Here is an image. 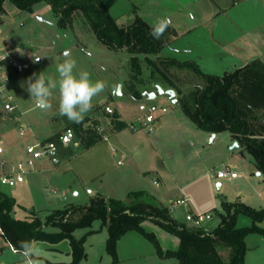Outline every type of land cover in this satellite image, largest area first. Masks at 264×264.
Segmentation results:
<instances>
[{
    "label": "rangeland",
    "instance_id": "rangeland-1",
    "mask_svg": "<svg viewBox=\"0 0 264 264\" xmlns=\"http://www.w3.org/2000/svg\"><path fill=\"white\" fill-rule=\"evenodd\" d=\"M100 2L117 23L121 21L115 15L117 12L127 14L125 16L130 18H135L132 14L138 12L149 24L169 17L172 20H181L185 26L201 21L195 14L196 9L209 10L215 6L212 0ZM54 25L55 20L45 2L36 4L31 13L20 12L9 3L4 5V12L0 14V48H16L14 58L26 68L21 77L13 76L9 86L10 93L15 96V110L12 113L5 112L0 101V134L11 129L5 137L11 142L24 145L25 148L29 144L28 140H34L35 137L41 140L62 128L72 129V122L67 117L58 115V90L53 92L50 101L52 107L46 111L37 108L35 101L30 99V94L23 90L27 87L25 82L29 77L35 79L34 74L42 73L46 80L58 79L56 67L66 58V53L67 58L76 60L77 72L88 71L92 80L105 82L104 91L93 98V107L101 109L102 101L111 103L108 107L112 113L114 111L121 115L126 127L119 132H112L110 119H104L106 113L102 111L99 113V126L103 127L102 137L94 147L86 149L75 140L62 153L58 165L50 166L48 162L41 160L37 164L44 167L43 170L26 171L21 184L13 187L1 186L0 190L9 197L12 196L18 204L12 217L24 220L33 212L43 221L51 212L68 205L89 204V192L94 190L103 192L107 199L121 200L126 190L145 191L157 204L169 208L171 215L183 219L187 225L192 224L187 218L188 212L200 215L203 220L195 227L204 230H212L218 225V214L223 213V199L228 203L239 201L245 205L251 204L255 209L264 208V174L257 176L258 171L252 157L236 146L228 132L216 134L211 140L209 133L199 130L183 114L180 106L172 104L165 95L144 101L142 110L140 104L126 97L127 83L133 76V72L130 74L131 63L127 52L107 50L94 38L82 18L74 19L71 27L66 30ZM204 26L212 34V23ZM199 29L201 28L197 27L193 30V35ZM73 32L83 37V40L79 42ZM180 43L182 42L169 40L168 47L174 48ZM161 50L166 53V46ZM37 57H41L39 61H35ZM185 60L181 57L178 61ZM211 61L201 64L204 72L222 75L221 65ZM139 66L141 75L138 78L147 79L149 73L145 64L139 62ZM172 71L173 78L184 91L202 84L187 72L176 69ZM126 73L130 74L127 82L116 84ZM18 83L24 86L19 88L16 86ZM139 84L135 82L136 88ZM150 107H155L156 111L151 114L153 121L146 125L144 117ZM90 111L85 117L91 119L95 111ZM21 126L24 127L23 135L19 134ZM58 137L52 141L57 142ZM225 167H229L239 176L235 179H217L216 173ZM217 184H220V189H217ZM184 198H188V203L173 205L177 199ZM250 224L248 217L237 216V227H247ZM259 226L264 228V223ZM106 234L105 228L102 239ZM75 235L78 237L79 233ZM128 235L124 240L125 249L127 245L135 244L145 255L144 259L141 258L142 264H179L172 258L160 261L149 241L136 232H129ZM261 239L259 235L248 236L245 264H264V244H260ZM91 241L96 243L92 247L91 243H86L88 260L83 264H109L110 257L105 253L101 236H95ZM41 242H36L39 248ZM162 247L165 248L163 243ZM123 250L121 248V253ZM147 252L154 256L151 257Z\"/></svg>",
    "mask_w": 264,
    "mask_h": 264
},
{
    "label": "trees",
    "instance_id": "trees-1",
    "mask_svg": "<svg viewBox=\"0 0 264 264\" xmlns=\"http://www.w3.org/2000/svg\"><path fill=\"white\" fill-rule=\"evenodd\" d=\"M41 2L49 6L60 29L71 27L74 19L82 18L101 45L130 55L133 76L128 90L134 99L141 97L135 82L167 86L175 92L177 105L183 114L199 130L210 134L228 132L252 157L257 171L264 174V63L254 60L217 76L202 73L194 62L161 58L159 52L164 46L163 40L150 35L152 30L142 19L135 17L129 25L121 26L100 0H0V14L4 12L6 3L20 12L31 13L33 7ZM139 62L148 69L145 80L138 78L141 75ZM172 69L187 72L202 84L184 91L173 78ZM106 117L114 130L126 127L116 112L106 114ZM88 121L84 118L82 122L71 125L85 148L101 140L95 120L83 128ZM221 205L223 213L218 214V225L206 231L176 222L169 209L157 204L145 191L130 192L123 200L97 195L88 205H68L51 212L43 221L33 212L30 220L15 219L11 215L14 200L0 194V232L16 251L23 240L48 244L67 240L71 249L68 264H79L86 256V237L93 231L79 238H75L73 233L100 221L101 227L107 231L105 252L111 258L110 264H120L116 245L129 232H136L149 241L161 259H176L179 264H244L245 238L251 234L264 236V228L259 226L264 223V209H254L239 201L222 202ZM238 215L248 217L250 226L237 227ZM146 221L177 238V249L163 251L154 234L142 227ZM46 227H54L58 231L46 232Z\"/></svg>",
    "mask_w": 264,
    "mask_h": 264
},
{
    "label": "crops",
    "instance_id": "crops-1",
    "mask_svg": "<svg viewBox=\"0 0 264 264\" xmlns=\"http://www.w3.org/2000/svg\"><path fill=\"white\" fill-rule=\"evenodd\" d=\"M212 1H214V5H215L212 9H209V10L196 9L195 14L201 19V21L197 24L185 26L183 23H181L182 22L181 20H176V19L172 20L166 16L167 19L169 20V24L166 30H164L163 34L160 36V38L163 40V44L166 46L167 50L165 51L166 53H163L161 50L159 52V57L165 58V59H174V60L176 59L181 60V57H184L188 61H194L195 64L200 69V71L208 75H215V74H209L207 72H204V70L201 67V64L204 65L210 60H212L211 62L214 64L218 63L219 65H221L220 68H221V71H223V73L228 72V71L231 72L235 70L236 68H241L254 60H260L262 63H264V0H212ZM136 13L137 14H134V13L132 14L133 17L135 16V17H139L140 19H142L151 28V30H153L152 27H154L159 21L163 20L160 18V19H157L155 23H153L154 25L149 24L143 18H141V16H139L138 12ZM115 15L116 16L118 15V19H121L120 23H118L121 26H127L134 20V18L125 16L127 14H124L122 12H117ZM111 16L114 17L112 14ZM205 16H208V18L204 19ZM53 18L55 20V25L57 26V19L55 18L54 15H53ZM209 22L212 23V34H210V32L207 31L204 26V25L209 24ZM197 27L201 29L197 30V34L193 35L194 33L193 30L197 29ZM66 29H62V30H66ZM74 35H75V38L78 39L79 42L83 40V37H81L79 34L77 35L74 33ZM169 40H173L175 42L180 41L182 43H180L178 46H174V48H170L168 47ZM76 46L78 47L77 44ZM107 50L109 49L107 48ZM186 60L179 61V62H188ZM222 63L224 65H222ZM22 73L23 72L19 74H15L14 76L21 77ZM130 74H131V71H130ZM130 74L126 73L125 76L122 77L121 81L117 80L116 84H119L120 82L124 84V82H127V78ZM21 85L22 83L20 84L18 83V85L16 86H18L19 88H22ZM16 86H15V89H17ZM128 86H129V82L127 83L128 95L125 94L126 97L131 98L133 101L140 104L142 110L144 109V106L142 105L143 102L146 100H149L152 97V95H148V94L155 92V86H160L164 91L170 89L165 85H158L152 82L147 83V84H141V85H138V88L141 91V97L140 99H134L130 91L128 90ZM23 90L27 92L26 89H23ZM142 93H145V95L143 96ZM11 95L14 99L15 97L14 94L11 93ZM111 95H112V91H111ZM14 102H15V99H14ZM110 104L111 103L109 102L102 101L100 103V106L102 107L101 109L97 107H92L91 111H95V115L94 117H91V119L89 117H84V118H87L89 121L83 126V128H85L86 126H89L90 122H92L93 120L97 122V127H99L100 125L99 120L101 118L99 116V113L104 111V107ZM116 113L118 114V112ZM118 116H119V119L122 121L121 115L118 114ZM103 118L106 119L107 118L106 115H104ZM17 119L18 118L16 117L15 122L18 121ZM64 130L65 129L62 128L60 131L53 132L48 137L41 139V140L35 137L34 140L33 139L28 140V143H33L36 141H52L53 139L57 138ZM10 131L11 129H6L0 134V165L1 163H5L6 166L13 165L17 161L24 158V145H19L15 142H11L10 139L5 137V134L9 133ZM112 132H119V131H116L113 129ZM210 135H211V140L216 137V134H210ZM100 136L102 137V134ZM74 141L79 142L83 145L81 139L79 138L77 134H75V138L73 142ZM235 143L237 144V147H239L236 141ZM74 145L76 146L77 144H74ZM95 145L96 144L86 149H91ZM66 150L63 148H60V155H62V153H64ZM5 169L6 168H4L3 170L0 169V174H2V172H5L6 171ZM43 169L44 167H40V164H37V163L35 164V171H41ZM238 176L239 175H237V177ZM257 176H261V173L258 172ZM130 192H135V190H126L123 199H125L128 193ZM0 194H3L9 197L1 190H0ZM89 195H90V200L94 196H97V195H100L103 198L107 199L105 194H103V192H98L95 190L89 192ZM9 198L13 199L15 202V206L12 210V213H13L16 206H18V204L16 203L15 199L12 196ZM183 200H186L187 203L189 201L188 198H184ZM225 202L227 201L225 200ZM83 205L85 206L88 204L86 203ZM249 207L252 208V205ZM259 209H264V208H259ZM31 213L32 212H30V216L28 218H25L24 220H30ZM170 215H171V212H170ZM187 216H188L187 217L188 220L192 221V224L187 225V222H185L183 219L177 218L171 215V217L176 222L184 224L187 227H195L196 225H198L196 224V219L200 215H196L192 213L191 211V212H188ZM17 220H21V219H17ZM142 227L144 228L145 231L152 232L154 234L156 240L158 241L163 251H166V250L173 251L177 249L178 247L177 238L157 228L156 226H154L152 223L148 221L143 222ZM47 229H52L50 233H54L58 231V229L54 227L44 228L46 232H49L47 231ZM103 229H105V227H101L100 221H94L90 228L74 231L73 235L75 238L81 237L83 234H85L88 231H93L91 234H89L86 237V240L84 242V251H85L86 256L83 260L80 261L79 264H83L84 262L88 260V253L86 252L85 245L86 243L89 242V244L91 243L90 246L92 247L94 243H96L95 241H93V243L91 241L92 238H94L95 236H98V235L101 236V241H104V249H105V242L107 239V234L105 238L102 239ZM206 231H210V230H206ZM78 233H79V236L76 237L75 234H78ZM251 235H257V234H251ZM127 236H129L128 233L125 234L122 238H120L116 245V254H117L119 263L120 264H142L141 261L143 260H141V258L143 257L144 259L145 255L142 254L137 249L135 244L132 246L127 245L125 249L124 240H126ZM248 236L245 238V245H246V240ZM261 237L262 239L260 240V244H264V236H261ZM131 239L135 241L136 243V240L133 237H131ZM41 243L42 244L40 245V249L42 250V252L40 255V260L42 264H68L70 263L71 249H70V246L67 240H62L61 242L57 244H48L46 242H41ZM162 243L165 245V248L162 247ZM121 248L124 249L122 253H121ZM147 253H149L151 257L154 256L153 253H150V252H147ZM246 256H247V250L244 256V264L246 262ZM21 259L22 257L19 255V252L18 251L13 252L10 249V245L4 240L0 232V264H21ZM159 260L162 261L161 258H159ZM110 263H111V258H110Z\"/></svg>",
    "mask_w": 264,
    "mask_h": 264
},
{
    "label": "clouds",
    "instance_id": "clouds-1",
    "mask_svg": "<svg viewBox=\"0 0 264 264\" xmlns=\"http://www.w3.org/2000/svg\"><path fill=\"white\" fill-rule=\"evenodd\" d=\"M168 24L169 20L167 18L159 21L153 27L150 35L158 39L166 30ZM65 57L63 62L57 64L56 67L58 79L46 80L42 73L39 75L34 74L35 79L29 77L25 82L27 85L26 91L30 94V99H33L41 110L46 111L52 107L50 101L53 92L58 90V115L67 117L73 123H80L93 107V98L104 91L105 82L92 80L88 71L77 72L76 60L67 58V53ZM5 58L6 56H2L0 60ZM40 58H35V61H39ZM18 252L22 257L21 264H42L40 260L41 249L35 241H20Z\"/></svg>",
    "mask_w": 264,
    "mask_h": 264
},
{
    "label": "built area",
    "instance_id": "built-area-1",
    "mask_svg": "<svg viewBox=\"0 0 264 264\" xmlns=\"http://www.w3.org/2000/svg\"><path fill=\"white\" fill-rule=\"evenodd\" d=\"M17 52L16 48H8L3 46L0 48V57L6 56L4 60H0V101L2 103V109L5 112L12 113L16 105L14 99L9 91V86L12 83L13 76L23 72L26 68L25 65L17 61L14 56ZM39 108L37 105H35ZM40 109V108H39ZM106 114H112L111 108L104 107ZM156 111L155 107H150L146 111L144 117V123L148 125L153 121L151 114ZM19 134L23 135L24 127L19 128ZM96 132L102 134L103 127H96ZM75 133L72 129H65L55 141H36L29 143L24 148V158L14 163V165L6 166L5 163H1L0 169L6 168L5 172L0 174V187H13L23 182V175L26 171H35V164L41 160L48 162L50 166H56L60 163V148L68 149L73 143ZM120 164V162H118ZM217 179H235L237 174L230 170L229 167H225L216 173ZM186 200H176L174 205L186 204ZM203 217L198 216L196 224L201 222ZM10 249L15 252L16 250L10 246Z\"/></svg>",
    "mask_w": 264,
    "mask_h": 264
},
{
    "label": "water",
    "instance_id": "water-1",
    "mask_svg": "<svg viewBox=\"0 0 264 264\" xmlns=\"http://www.w3.org/2000/svg\"><path fill=\"white\" fill-rule=\"evenodd\" d=\"M142 94L143 96L145 95V93H142ZM148 95H152L150 99L156 98L157 96L165 95L168 97L169 101H171L172 104H177L176 94L171 89L164 91L160 86H155V92H152ZM216 186H217V189H220V184H217ZM223 202H225V199H223Z\"/></svg>",
    "mask_w": 264,
    "mask_h": 264
}]
</instances>
